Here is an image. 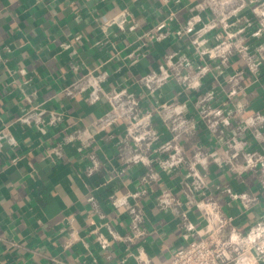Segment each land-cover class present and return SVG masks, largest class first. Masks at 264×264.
Here are the masks:
<instances>
[{
    "label": "crops",
    "instance_id": "obj_1",
    "mask_svg": "<svg viewBox=\"0 0 264 264\" xmlns=\"http://www.w3.org/2000/svg\"><path fill=\"white\" fill-rule=\"evenodd\" d=\"M224 218L264 225V0H0V264H164Z\"/></svg>",
    "mask_w": 264,
    "mask_h": 264
},
{
    "label": "built area",
    "instance_id": "obj_2",
    "mask_svg": "<svg viewBox=\"0 0 264 264\" xmlns=\"http://www.w3.org/2000/svg\"><path fill=\"white\" fill-rule=\"evenodd\" d=\"M169 18L173 20L174 13H170ZM113 23L115 19H109L105 27ZM202 208L207 217L219 210L213 201L208 200L202 202ZM226 229L228 235L224 233ZM100 241L103 247L110 243L106 236H101ZM258 255L264 257V225L252 227L246 236H242L232 218H224L213 227L211 234L189 240L164 264H256Z\"/></svg>",
    "mask_w": 264,
    "mask_h": 264
}]
</instances>
